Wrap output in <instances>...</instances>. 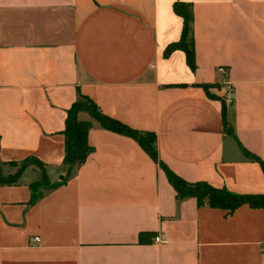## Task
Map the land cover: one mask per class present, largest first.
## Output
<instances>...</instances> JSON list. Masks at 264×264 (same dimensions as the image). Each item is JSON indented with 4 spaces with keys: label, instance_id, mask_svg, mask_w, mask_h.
Instances as JSON below:
<instances>
[{
    "label": "crops",
    "instance_id": "crops-1",
    "mask_svg": "<svg viewBox=\"0 0 264 264\" xmlns=\"http://www.w3.org/2000/svg\"><path fill=\"white\" fill-rule=\"evenodd\" d=\"M175 1L192 11L194 68L164 54L181 37ZM79 96L153 134L183 181L264 196V0H0V165L34 157L59 183L34 205L35 168L0 187V264H264V208L177 200L135 141L86 114L92 152L67 177Z\"/></svg>",
    "mask_w": 264,
    "mask_h": 264
},
{
    "label": "trees",
    "instance_id": "trees-1",
    "mask_svg": "<svg viewBox=\"0 0 264 264\" xmlns=\"http://www.w3.org/2000/svg\"><path fill=\"white\" fill-rule=\"evenodd\" d=\"M173 12L182 19L183 27L181 37L177 43L168 45L164 54L168 55L174 50L183 51L186 55L188 65L194 68V53L188 42L193 22L191 8L188 4L175 1L173 4ZM210 87L211 86L208 85H201V88L207 95H209L208 88ZM81 113L86 114L91 120L98 123L102 129L128 137L135 141L164 173L168 183L175 192V198L177 200L193 199L197 207L217 208L229 213L242 205H248L251 208H264V196L237 195L226 189L213 188L207 183H187L183 181L158 159L155 149V137L153 134L139 133L103 115L89 99L82 96H79L66 112L64 130L62 132L64 136V157L62 166L67 173V177L79 169L92 152V148L89 146L87 140L91 124L78 121V115ZM227 131H230V129H227ZM242 153L251 160H257L256 157L244 149H242ZM6 165L16 168V172L14 174H8L5 177L0 176V187L18 185L19 177L29 167H33L38 171L39 179L30 183L28 186L31 192L29 199L30 205H34L47 193L59 187V183H49L45 165L34 157H27L19 162H11ZM1 166L4 165H0V167Z\"/></svg>",
    "mask_w": 264,
    "mask_h": 264
},
{
    "label": "built area",
    "instance_id": "built-area-1",
    "mask_svg": "<svg viewBox=\"0 0 264 264\" xmlns=\"http://www.w3.org/2000/svg\"><path fill=\"white\" fill-rule=\"evenodd\" d=\"M219 72H223V69H219ZM39 242V239L38 238H35L34 239V243H38ZM153 243L157 246H166L168 245V241L159 237V236H156L153 238Z\"/></svg>",
    "mask_w": 264,
    "mask_h": 264
},
{
    "label": "rangeland",
    "instance_id": "rangeland-1",
    "mask_svg": "<svg viewBox=\"0 0 264 264\" xmlns=\"http://www.w3.org/2000/svg\"><path fill=\"white\" fill-rule=\"evenodd\" d=\"M16 172V168H12L10 166L4 165L0 167V176L5 177L8 174H14Z\"/></svg>",
    "mask_w": 264,
    "mask_h": 264
},
{
    "label": "water",
    "instance_id": "water-1",
    "mask_svg": "<svg viewBox=\"0 0 264 264\" xmlns=\"http://www.w3.org/2000/svg\"><path fill=\"white\" fill-rule=\"evenodd\" d=\"M62 179V177H60V180Z\"/></svg>",
    "mask_w": 264,
    "mask_h": 264
}]
</instances>
